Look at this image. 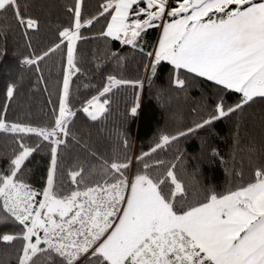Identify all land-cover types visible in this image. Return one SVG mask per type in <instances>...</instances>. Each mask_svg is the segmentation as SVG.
<instances>
[{
  "label": "snow or ice",
  "instance_id": "snow-or-ice-1",
  "mask_svg": "<svg viewBox=\"0 0 264 264\" xmlns=\"http://www.w3.org/2000/svg\"><path fill=\"white\" fill-rule=\"evenodd\" d=\"M46 24L48 42L34 46ZM150 29L158 35L145 51ZM17 33L28 51L17 57L0 105V245L15 254L0 264H264V0H96L92 7L86 0H0V58ZM94 41L102 42V55L85 50ZM114 41L141 56L142 74H122L125 56L111 49ZM55 58L53 101L42 65ZM28 71L36 76L32 87L48 95L40 121L7 115ZM162 74L167 89L158 96L204 89L191 103L198 118L174 133L161 130L133 163L126 130L113 133L105 122L121 90L133 92L123 122L139 116L145 82L154 87ZM81 88L94 94H81L76 108ZM78 112L96 128V140L73 131ZM223 120L233 122L237 147L248 123L262 132L243 150L246 158L231 157L229 175L240 182L223 190L201 182L200 161L227 167L203 138L187 182L175 162L158 158V150L201 131L210 136ZM185 156L177 147L173 159L184 165ZM38 157L37 177L31 166Z\"/></svg>",
  "mask_w": 264,
  "mask_h": 264
},
{
  "label": "trees",
  "instance_id": "trees-1",
  "mask_svg": "<svg viewBox=\"0 0 264 264\" xmlns=\"http://www.w3.org/2000/svg\"><path fill=\"white\" fill-rule=\"evenodd\" d=\"M66 0H47L49 4H55L57 6L65 3ZM70 2V0H69ZM90 7L95 6L96 0H86ZM42 19L49 16L47 9L39 13ZM52 18H56V9H52ZM51 33L48 30L47 24L40 33L39 37L33 39L34 46H43L48 42ZM158 30L150 29L146 34V41L148 46L145 51L151 50V44L156 41ZM15 44L12 42V38L9 39V47L11 51L5 53L6 58H0V105L4 103V88L5 83L9 81L13 76L17 75V57L22 54H26L28 49L25 46L23 38L19 33L15 36ZM113 51H120L125 59L121 65V72L125 77H135L138 74L143 73L141 67V56L137 54L135 50L130 49L128 46L120 45L119 42H112L110 45ZM94 49L98 55H102L103 45L102 42L94 41L90 44L85 45V50ZM145 63L147 61H144ZM59 59L55 58V64L53 61H49L48 64L42 65L43 72L48 80L49 93L52 94V99L55 101V86L54 80L58 70ZM103 67L108 68L109 71L115 69V65H109L107 62ZM90 71H95V65L89 66ZM167 76L162 74L161 79L156 81L154 87H149L148 83L145 82L144 89L140 92V104L141 110L139 116L133 119H129L126 123L122 120V115L128 102L133 98V92L131 89L121 90L117 99L118 106H114L113 114L109 117L108 121L105 122V128L111 130L113 133L117 130L125 131L131 138V151L130 155L133 157V163H135L134 157L139 155L141 151H147L153 146L156 137L161 130L174 133L177 128H182L185 125L191 124L193 119L198 118L195 113L191 111L192 99L199 98L200 94L204 89L199 85L195 88L190 89L187 94L181 93L176 89H168L160 92L158 96V90L167 89ZM36 83V76L31 71L25 72L24 88L22 89V96L17 103L10 106L8 111V118L10 119H24L31 118L35 121L46 119L44 112L49 111L47 106L48 95L43 91H36L32 86ZM101 83L99 73H96L93 77V84L99 86ZM43 86L41 85V89ZM85 91L94 94V89L84 90L81 88L79 93L76 95L74 101L76 108H79L78 101L81 98V94ZM35 93V95H33ZM205 95L209 93L205 92ZM43 109V111H42ZM73 131L80 134H87L91 132L93 140L98 137V132L95 127L91 126V122L87 121L81 113H77V118L74 119L72 125ZM234 125L233 122L223 120L217 123V126L213 128L212 134L209 136L207 133L201 131L200 136H192L186 140H183L178 146L173 145L163 151L158 150V158L165 162L173 161L177 164L175 171L181 176L186 182L190 180V176L187 173L192 171V165L197 163L192 157H199L202 150L201 138L207 140V144L211 147L217 148L225 158L226 165L220 164L218 161L209 163L207 160L199 162L200 176L199 179L204 184H212L217 187L218 190H223L229 186V184L240 182L235 180L229 175L231 166V157L235 153L236 159L239 160L241 156H245L244 149L251 139H255L258 143L262 132L258 122L256 124L248 123L246 130L242 131V138L239 147L234 143ZM3 138L0 136V145L3 144ZM177 147L181 148L186 156L184 157L185 163L181 165L178 161H174V156L177 154ZM204 150L210 151L205 145ZM45 154L42 153L41 157ZM38 157L37 162L31 167L33 173H36L38 177V168H42L44 160ZM246 158V156H245ZM134 174V169H133ZM249 175L245 174L244 180L249 179ZM14 249H5L0 245V261L14 258Z\"/></svg>",
  "mask_w": 264,
  "mask_h": 264
}]
</instances>
